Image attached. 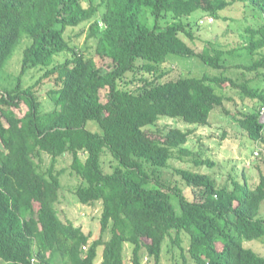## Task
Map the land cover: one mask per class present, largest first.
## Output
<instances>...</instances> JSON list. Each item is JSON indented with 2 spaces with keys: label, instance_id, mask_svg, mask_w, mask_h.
Instances as JSON below:
<instances>
[{
  "label": "trees",
  "instance_id": "trees-1",
  "mask_svg": "<svg viewBox=\"0 0 264 264\" xmlns=\"http://www.w3.org/2000/svg\"><path fill=\"white\" fill-rule=\"evenodd\" d=\"M235 2H242L255 21L247 26L243 44L197 53L189 41L196 39L195 27L186 19L196 13L220 19ZM148 11L154 26L145 20ZM89 21L96 57L66 38L69 27ZM21 44L16 83L2 86ZM65 53L71 56L57 62ZM195 56L219 70L229 67L228 58L247 56L248 64L235 66L256 72L257 78L240 83L206 72L157 83L164 76L160 67L170 59ZM31 70L43 74L25 86ZM262 72L264 0H90L87 5L83 0H0V261L98 264L102 256L100 264H125L130 244L132 264H145V257L163 264L169 242L176 264H264V256L245 246L246 241L264 242L262 168L255 188L248 181L233 178L222 184L209 173L178 170L193 192L189 198L157 172L177 152L192 154L185 146L190 132L172 128L153 137L146 131L161 116L207 125L216 108L230 113L229 97L218 88L231 86L256 103L238 111L235 120L253 144L264 142ZM46 81L56 85L49 92L54 108L48 111L39 96ZM107 151L110 170L102 163ZM67 153L72 174L81 180L75 193L83 204L102 203V233L110 232L109 240H93L92 232L60 216L56 204L63 171L55 164ZM44 154L53 159L47 169ZM194 161L215 165L210 159Z\"/></svg>",
  "mask_w": 264,
  "mask_h": 264
},
{
  "label": "rangeland",
  "instance_id": "rangeland-1",
  "mask_svg": "<svg viewBox=\"0 0 264 264\" xmlns=\"http://www.w3.org/2000/svg\"><path fill=\"white\" fill-rule=\"evenodd\" d=\"M101 3L102 0H96ZM85 5L90 3V0H83ZM104 11V6L100 8L98 16ZM224 17L217 19L213 16H198L199 13L187 18L186 21L192 22L195 29L196 39L190 41L195 47L196 52L200 53L205 47H223L225 50L234 48L238 44H243V41L248 37L246 30L247 26L255 23L252 12L249 11L242 2H235L222 11ZM212 17V18H210ZM145 20L151 26H154L155 20L150 11L146 12ZM93 21L85 22L78 27H69L66 31V38L72 45L78 47L80 52H83L88 57H96L97 39L90 37L91 24ZM166 26V21H163ZM24 44H21L15 51L9 64L8 74L6 75L2 86H10L16 83V77L21 68L23 58ZM71 53L59 55L57 62L64 61L66 57H70ZM250 58L240 56L235 59L228 58V68L219 70L211 68L203 64L201 58L195 57H174L166 64H163L160 69L164 73L157 83L161 84L170 80H177L181 77L203 76L206 72L210 75L232 76L240 83L245 79L250 78L255 81L256 72H250L242 67H237L235 64L249 63ZM43 71L31 70L24 77V85L29 86L39 79ZM143 74V73H140ZM264 75V72L261 73ZM149 76V75H148ZM133 78V74L129 75V79ZM264 78V77H263ZM133 88L137 86L134 83ZM52 88H56L55 82L46 81L39 92L40 100L43 105V110L48 111L54 108V103L49 94ZM229 97L226 101V108L230 111L227 113L222 107L216 108L210 116L209 124L195 125L184 121L181 118H172L169 116H161L160 119L153 125L148 126L146 131L153 137H162L172 128H179L183 131L190 132L189 141L186 147L192 152L191 155L180 154L177 152L175 157L171 159L170 165L157 172L163 181L170 182L173 186H178L183 193L189 197H193V192L186 184V180L178 170H192L200 173H209L215 176L220 183L231 184L233 178L242 182L248 181L252 188H255L260 182V168L264 171V142L253 144L249 140L246 132L242 129L234 116H240L238 111H247L256 105L250 97L242 95L237 88L228 86L221 90ZM255 152H253L254 150ZM108 152V151H107ZM263 152V159L262 157ZM259 154V155H258ZM195 159H210L215 162L213 167L208 165L197 166ZM72 155L67 153L56 160L55 169L62 170L61 175L62 187L60 190V198L57 202V208L60 216L64 221L72 220L76 225H81L86 232L93 233V240L99 239L101 236L105 240L110 239V232L102 233L101 216L103 206L100 201L92 204H83L79 201L75 193L76 187L80 183V179L71 172ZM111 154L108 152L102 157V163L106 170H110ZM53 164V159L50 155L44 154L42 166L44 169L49 168ZM152 171L154 167L147 166ZM156 175V176H157ZM173 202L180 209L179 198L173 196ZM262 215H264V203L262 207ZM169 242L164 248L163 264H176L174 258L169 253ZM245 246L252 248L257 253L264 256V242L260 240L246 241ZM102 253V248L100 250ZM132 246L126 244L125 248V264L131 263ZM102 256L98 259L100 264ZM0 264H7L0 261ZM145 264H151L145 257Z\"/></svg>",
  "mask_w": 264,
  "mask_h": 264
},
{
  "label": "built area",
  "instance_id": "built-area-1",
  "mask_svg": "<svg viewBox=\"0 0 264 264\" xmlns=\"http://www.w3.org/2000/svg\"><path fill=\"white\" fill-rule=\"evenodd\" d=\"M261 113H262V119L264 120V107L262 108ZM258 155H259V154H258Z\"/></svg>",
  "mask_w": 264,
  "mask_h": 264
}]
</instances>
